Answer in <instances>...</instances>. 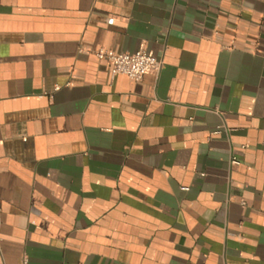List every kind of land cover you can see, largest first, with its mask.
<instances>
[{
    "label": "crops",
    "instance_id": "crops-1",
    "mask_svg": "<svg viewBox=\"0 0 264 264\" xmlns=\"http://www.w3.org/2000/svg\"><path fill=\"white\" fill-rule=\"evenodd\" d=\"M102 48L162 71L113 76ZM0 246L264 264V0H0Z\"/></svg>",
    "mask_w": 264,
    "mask_h": 264
},
{
    "label": "built area",
    "instance_id": "built-area-1",
    "mask_svg": "<svg viewBox=\"0 0 264 264\" xmlns=\"http://www.w3.org/2000/svg\"><path fill=\"white\" fill-rule=\"evenodd\" d=\"M95 53L98 58L110 63L113 76L123 74L134 80H141L146 74L159 75L163 68V61L150 55L145 49L136 52H115L102 48ZM234 161H237L236 158ZM25 263L27 264V260ZM0 264H6L1 246Z\"/></svg>",
    "mask_w": 264,
    "mask_h": 264
}]
</instances>
